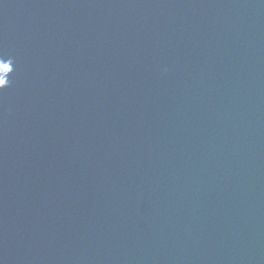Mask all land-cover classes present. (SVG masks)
I'll return each instance as SVG.
<instances>
[{"label": "water", "instance_id": "water-1", "mask_svg": "<svg viewBox=\"0 0 264 264\" xmlns=\"http://www.w3.org/2000/svg\"><path fill=\"white\" fill-rule=\"evenodd\" d=\"M0 88V264H264V0H0Z\"/></svg>", "mask_w": 264, "mask_h": 264}, {"label": "clouds", "instance_id": "clouds-1", "mask_svg": "<svg viewBox=\"0 0 264 264\" xmlns=\"http://www.w3.org/2000/svg\"><path fill=\"white\" fill-rule=\"evenodd\" d=\"M7 85H4L3 88H5ZM3 88H0V89H3Z\"/></svg>", "mask_w": 264, "mask_h": 264}]
</instances>
